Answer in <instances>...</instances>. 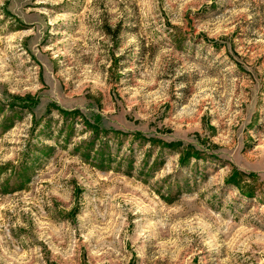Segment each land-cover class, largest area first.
<instances>
[{"label": "rangeland", "instance_id": "obj_1", "mask_svg": "<svg viewBox=\"0 0 264 264\" xmlns=\"http://www.w3.org/2000/svg\"><path fill=\"white\" fill-rule=\"evenodd\" d=\"M0 264H264V0H0Z\"/></svg>", "mask_w": 264, "mask_h": 264}]
</instances>
